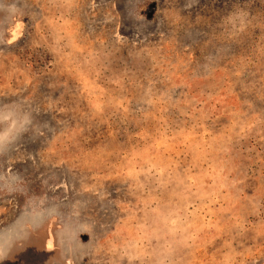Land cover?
Returning <instances> with one entry per match:
<instances>
[{"label": "rangeland", "instance_id": "obj_1", "mask_svg": "<svg viewBox=\"0 0 264 264\" xmlns=\"http://www.w3.org/2000/svg\"><path fill=\"white\" fill-rule=\"evenodd\" d=\"M0 264H264V0H0Z\"/></svg>", "mask_w": 264, "mask_h": 264}]
</instances>
